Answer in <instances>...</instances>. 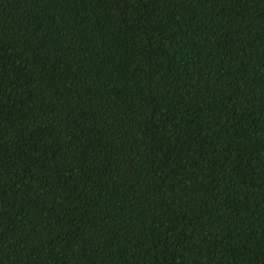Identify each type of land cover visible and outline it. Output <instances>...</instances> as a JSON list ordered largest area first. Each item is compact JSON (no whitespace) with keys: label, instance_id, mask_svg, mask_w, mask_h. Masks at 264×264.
<instances>
[{"label":"trees","instance_id":"obj_1","mask_svg":"<svg viewBox=\"0 0 264 264\" xmlns=\"http://www.w3.org/2000/svg\"><path fill=\"white\" fill-rule=\"evenodd\" d=\"M0 264H264V0H0Z\"/></svg>","mask_w":264,"mask_h":264}]
</instances>
